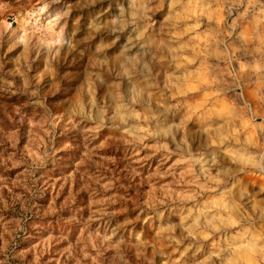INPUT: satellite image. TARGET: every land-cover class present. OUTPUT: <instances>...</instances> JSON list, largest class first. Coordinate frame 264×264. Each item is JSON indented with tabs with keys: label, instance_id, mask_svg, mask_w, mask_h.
Returning <instances> with one entry per match:
<instances>
[{
	"label": "clouds",
	"instance_id": "1",
	"mask_svg": "<svg viewBox=\"0 0 264 264\" xmlns=\"http://www.w3.org/2000/svg\"><path fill=\"white\" fill-rule=\"evenodd\" d=\"M0 264H264V0H0Z\"/></svg>",
	"mask_w": 264,
	"mask_h": 264
},
{
	"label": "rangeland",
	"instance_id": "2",
	"mask_svg": "<svg viewBox=\"0 0 264 264\" xmlns=\"http://www.w3.org/2000/svg\"><path fill=\"white\" fill-rule=\"evenodd\" d=\"M69 79H71V77H69Z\"/></svg>",
	"mask_w": 264,
	"mask_h": 264
}]
</instances>
